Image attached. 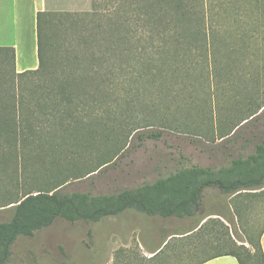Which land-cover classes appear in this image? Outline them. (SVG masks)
<instances>
[{"label": "rangeland", "instance_id": "rangeland-1", "mask_svg": "<svg viewBox=\"0 0 264 264\" xmlns=\"http://www.w3.org/2000/svg\"><path fill=\"white\" fill-rule=\"evenodd\" d=\"M207 4L212 15L208 51L187 57L190 68L178 69L175 77L169 68L163 69L172 78L167 81L157 76L158 59L149 51L132 61L137 65L134 72L118 74L110 99L105 97V86L90 82L74 116L61 118L58 112L49 119L41 114L35 123L41 147H0V222L13 214L8 202L60 182L67 192L113 193L153 182L181 167L215 168L254 151L264 136L263 21L248 0H207ZM44 10L91 13L94 7L93 0H46ZM237 12L239 19L234 17ZM71 37V28L58 33L59 42ZM144 41L163 45L156 38ZM4 55L0 53V68L9 70ZM10 76L0 72V84H5L1 98L37 83L35 76L12 83ZM8 82L10 91L5 90ZM76 123L77 135L70 127ZM151 130L163 131L161 137L140 139L139 134ZM247 194L208 188L203 215H221L216 217L228 225L230 235L253 252L247 237L256 239L264 227V191ZM190 224L188 219L135 209L98 222L57 218L32 236H18L7 264L166 262L148 257L166 234L182 232ZM220 229L212 230L211 237ZM215 250L209 246L204 255Z\"/></svg>", "mask_w": 264, "mask_h": 264}, {"label": "trees", "instance_id": "trees-1", "mask_svg": "<svg viewBox=\"0 0 264 264\" xmlns=\"http://www.w3.org/2000/svg\"><path fill=\"white\" fill-rule=\"evenodd\" d=\"M248 2L264 25V0ZM93 7L91 13L38 11L37 69L16 72L14 47L0 46V53L5 54V60L11 66L9 70L0 68V72L11 74L12 83L30 76L37 77V83L24 86L20 94L8 92V97H0V147L8 150L13 147L22 150L31 145L41 147V141H38L40 127L35 124L41 114L49 119L58 112L61 118L74 116L75 108L83 103L90 82L105 86V97L110 99L118 74L134 72L137 65L135 67L132 61H139L149 55V51L158 59L157 67L161 71L157 76L167 81L172 78H168L163 69L169 68L168 72L172 71L175 77L178 69L191 67L192 64L185 61L187 57L208 51L212 15L207 0H93ZM234 17L241 18V13H235ZM70 28L72 37L69 42H59V31ZM155 38L163 45L145 44V39ZM95 47L98 48L93 49ZM10 84L8 82L6 91H10ZM3 85L1 83L0 88ZM78 124H70L73 134L79 132ZM162 132L151 130L139 134V137L160 138ZM106 163L107 160L101 165ZM63 183L49 190L28 191L8 202L7 205L12 204L13 214L9 220L0 222V264L9 262L11 246L18 236H32L57 218L98 222L128 209L191 221L184 231L166 234L161 245L148 257L149 261L161 259L166 262L146 264H202L223 255L235 256L240 264H264L261 242L264 227L256 239L248 235V241L254 247L251 252L230 235L224 220L218 217L206 219L217 213L203 215V198L208 188L217 187L226 194L248 193V196L258 190L259 193L264 191V136L247 156L230 158L228 163L215 168L181 167L136 188L93 194L64 191L61 189ZM216 227L221 229L211 237ZM209 246L216 247L215 252L204 255Z\"/></svg>", "mask_w": 264, "mask_h": 264}, {"label": "crops", "instance_id": "crops-1", "mask_svg": "<svg viewBox=\"0 0 264 264\" xmlns=\"http://www.w3.org/2000/svg\"><path fill=\"white\" fill-rule=\"evenodd\" d=\"M45 4L46 0H0V46L14 47L16 72L39 67L37 13L45 9ZM252 152L240 155L247 156ZM209 216L223 218L221 215ZM261 242L264 250V231ZM202 264L240 263L233 255H223Z\"/></svg>", "mask_w": 264, "mask_h": 264}]
</instances>
